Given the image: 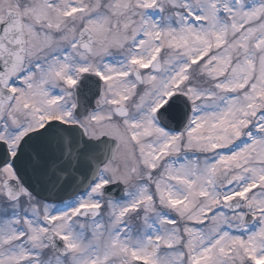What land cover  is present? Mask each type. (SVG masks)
Returning a JSON list of instances; mask_svg holds the SVG:
<instances>
[{"label":"snow or ice","instance_id":"1","mask_svg":"<svg viewBox=\"0 0 264 264\" xmlns=\"http://www.w3.org/2000/svg\"><path fill=\"white\" fill-rule=\"evenodd\" d=\"M0 264H264V0H0Z\"/></svg>","mask_w":264,"mask_h":264}]
</instances>
